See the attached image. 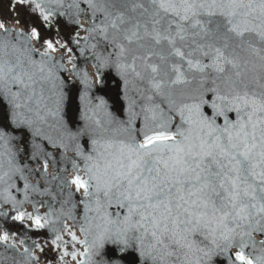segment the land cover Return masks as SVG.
<instances>
[{"label":"snow or ice","instance_id":"snow-or-ice-1","mask_svg":"<svg viewBox=\"0 0 264 264\" xmlns=\"http://www.w3.org/2000/svg\"><path fill=\"white\" fill-rule=\"evenodd\" d=\"M10 7L49 23L68 16L87 33L72 42L92 71L78 67L67 42L0 20V217L46 229L56 264H125L129 256L132 264H264V0ZM113 71L123 119L94 94ZM73 81L81 85L76 130L67 119ZM16 131L29 134L30 154ZM37 174L44 185L29 179ZM16 236L0 231V245L14 253L0 264H37Z\"/></svg>","mask_w":264,"mask_h":264},{"label":"water","instance_id":"water-1","mask_svg":"<svg viewBox=\"0 0 264 264\" xmlns=\"http://www.w3.org/2000/svg\"><path fill=\"white\" fill-rule=\"evenodd\" d=\"M10 4V0H9ZM82 7H85L83 4ZM11 8V7H10ZM11 16L15 19L11 23H6L10 27H22L25 29H28L30 27H36L41 35V41L43 39H56L59 38L61 43L67 42L69 47L73 48V54L76 56L78 67L81 69H87L88 71H92V62L88 57L81 56L79 53V48L77 45H75L72 42V38L79 33V35L83 36L87 33L84 32L83 29L78 27L75 23H73L68 16H59L54 15L50 18V23L43 21L38 14H33L29 11L27 8L23 7H17L16 11H12L11 9ZM20 20V24L17 25L15 22L16 20ZM81 23H86L83 16H81L80 19ZM81 45H83V41H81ZM58 55V53H57ZM66 67L70 68L71 65L66 64ZM67 75V74H65ZM69 92V103L67 105V119L69 121L70 126L73 130H76L79 126H81L82 121L80 120V111H81V103H80V91H81V85L73 81L68 85L67 88ZM95 95H103L105 99L108 100L110 110L116 113L117 116L120 118H124V101L122 99L121 94V84L119 81V78L116 76L115 72H109L106 76V86L100 91L96 92L94 90ZM6 104L0 103V124L7 125L6 120ZM17 136H23L25 140V147L28 149V154L31 152L30 145L28 144V141L30 140L29 134L25 132L16 131L14 132ZM81 142L87 146V139L81 138ZM45 144L47 151H51L53 153V157L58 162V168L60 166H63L60 162V154L59 151L56 149H52L50 145H47V142H42ZM19 146V145H18ZM29 164V167L36 169L37 167L42 168V161L37 160H28L26 161ZM69 172H70V166ZM53 171V168L51 166V163L49 165V173ZM30 180H36L39 181L41 185H44L43 178L37 174L35 177H29ZM18 185L22 187V182L17 181ZM56 182H52L51 188L52 190H55L54 185ZM47 186V185H45ZM79 193L75 195V199L78 201L80 199ZM18 198L22 196V194L17 193ZM35 198L37 200H50V197L46 196H39L36 195ZM58 206V205H57ZM26 209L28 211H31V207L28 205H25ZM10 211V209H7ZM45 209L42 208L41 212H43ZM82 207L77 211V215L79 216L82 214ZM14 214V213H13ZM9 231V232H15L17 233V236L15 239L18 241L21 238H25L26 243L30 248L33 249V251L36 253L37 257L39 258L37 261V264H56V258H57V252L54 250L53 246L51 245V234L48 233L46 229L41 230H28L25 229L24 226L21 224V222H13L11 220V217H0V231ZM34 242L41 244L43 247V251L40 249L34 248ZM17 247L20 249V251L23 250L22 245H17ZM14 253L11 250H5L3 245H0V256H13ZM133 257L129 256L126 258L125 264H132Z\"/></svg>","mask_w":264,"mask_h":264},{"label":"flooded vegetation","instance_id":"flooded-vegetation-1","mask_svg":"<svg viewBox=\"0 0 264 264\" xmlns=\"http://www.w3.org/2000/svg\"><path fill=\"white\" fill-rule=\"evenodd\" d=\"M0 20L7 22L12 20L8 0H0Z\"/></svg>","mask_w":264,"mask_h":264}]
</instances>
